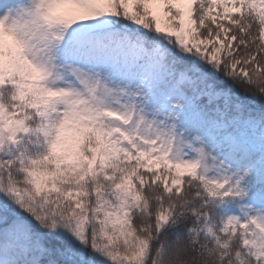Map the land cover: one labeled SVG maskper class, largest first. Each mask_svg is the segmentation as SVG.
I'll return each instance as SVG.
<instances>
[{
    "label": "snow or ice",
    "instance_id": "snow-or-ice-1",
    "mask_svg": "<svg viewBox=\"0 0 264 264\" xmlns=\"http://www.w3.org/2000/svg\"><path fill=\"white\" fill-rule=\"evenodd\" d=\"M0 264H264V0H0Z\"/></svg>",
    "mask_w": 264,
    "mask_h": 264
}]
</instances>
